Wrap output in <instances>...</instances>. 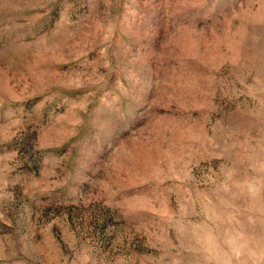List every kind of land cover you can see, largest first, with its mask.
I'll list each match as a JSON object with an SVG mask.
<instances>
[{
  "label": "rangeland",
  "instance_id": "1",
  "mask_svg": "<svg viewBox=\"0 0 264 264\" xmlns=\"http://www.w3.org/2000/svg\"><path fill=\"white\" fill-rule=\"evenodd\" d=\"M0 264H264V0H0Z\"/></svg>",
  "mask_w": 264,
  "mask_h": 264
}]
</instances>
